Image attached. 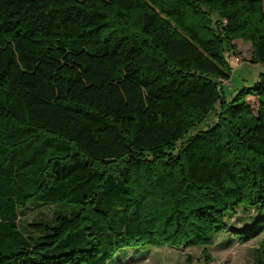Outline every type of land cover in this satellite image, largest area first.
<instances>
[{"label": "trees", "instance_id": "1", "mask_svg": "<svg viewBox=\"0 0 264 264\" xmlns=\"http://www.w3.org/2000/svg\"><path fill=\"white\" fill-rule=\"evenodd\" d=\"M263 1L0 0V264L263 233L264 74L221 89L234 39L264 62Z\"/></svg>", "mask_w": 264, "mask_h": 264}, {"label": "rangeland", "instance_id": "2", "mask_svg": "<svg viewBox=\"0 0 264 264\" xmlns=\"http://www.w3.org/2000/svg\"><path fill=\"white\" fill-rule=\"evenodd\" d=\"M232 43L234 48L228 53L232 72L229 79L222 84L227 98H230L243 86L253 85L260 75L264 74V62L253 63L249 60L251 56L250 42L237 38ZM236 57L239 61L236 60ZM213 119L214 114L211 113L207 120L209 122ZM204 127L205 123L193 126L185 137ZM40 210L46 217L50 216L51 209L44 207ZM252 210L249 206L240 205L234 215L227 217L230 228L242 229L251 226L255 219V212ZM38 211V209L27 208L25 210L27 222L38 218L40 216ZM230 238L231 240H229ZM202 249L200 246H126L119 251L118 261L111 264H253L258 257L264 258V255L262 253L259 255L257 251V249L264 251V232L244 244L233 237L230 229L218 232L214 235L212 245L207 249V254L211 259L204 256ZM256 264L259 263L256 262Z\"/></svg>", "mask_w": 264, "mask_h": 264}, {"label": "built area", "instance_id": "3", "mask_svg": "<svg viewBox=\"0 0 264 264\" xmlns=\"http://www.w3.org/2000/svg\"><path fill=\"white\" fill-rule=\"evenodd\" d=\"M236 58H237V57H236ZM236 60L239 61L238 58H237ZM224 82H225V81H222V83H221V89H223V85H222V84H223Z\"/></svg>", "mask_w": 264, "mask_h": 264}, {"label": "crops", "instance_id": "4", "mask_svg": "<svg viewBox=\"0 0 264 264\" xmlns=\"http://www.w3.org/2000/svg\"><path fill=\"white\" fill-rule=\"evenodd\" d=\"M264 2V1H263ZM250 58V57H249ZM242 244H244V243H242Z\"/></svg>", "mask_w": 264, "mask_h": 264}]
</instances>
